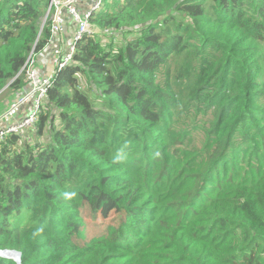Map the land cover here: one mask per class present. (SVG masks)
<instances>
[{
	"label": "trees",
	"instance_id": "1",
	"mask_svg": "<svg viewBox=\"0 0 264 264\" xmlns=\"http://www.w3.org/2000/svg\"><path fill=\"white\" fill-rule=\"evenodd\" d=\"M49 4L0 0V109L32 89L30 55L39 81L56 71L36 125L0 140V250L21 264H264V0H103L100 32L60 70ZM85 208L121 218L88 234Z\"/></svg>",
	"mask_w": 264,
	"mask_h": 264
},
{
	"label": "built area",
	"instance_id": "2",
	"mask_svg": "<svg viewBox=\"0 0 264 264\" xmlns=\"http://www.w3.org/2000/svg\"><path fill=\"white\" fill-rule=\"evenodd\" d=\"M103 0H50L47 10V21L52 22L53 38L59 35H64L66 32L67 22L74 21L78 28L71 35L70 41L63 39L62 42L56 43L51 49L54 52V65L63 68L69 63L77 49V42L84 35H92L99 33L100 30L96 25L90 22V18L97 11ZM65 38V37H64ZM53 43V39H52ZM52 43L50 45H52ZM35 62V57L30 55L27 60V77L32 84V89L24 96H21L17 101L13 102L5 110L0 109V140L7 134L17 133L24 127L35 126L39 113L41 112V99L48 92V87L52 82V78L56 71L50 76L44 77L42 81L37 78V71L31 66ZM32 100L34 102V110L31 111L23 120L12 122V119L20 112L21 108Z\"/></svg>",
	"mask_w": 264,
	"mask_h": 264
},
{
	"label": "rangeland",
	"instance_id": "3",
	"mask_svg": "<svg viewBox=\"0 0 264 264\" xmlns=\"http://www.w3.org/2000/svg\"><path fill=\"white\" fill-rule=\"evenodd\" d=\"M44 18V17H43ZM103 34V33H100ZM69 40V38H67ZM8 88V87H7ZM12 92L10 90H5L1 95H0V107L1 104L3 103V100L9 98L12 96ZM84 216H85V227L88 232V234H93V233H104L107 226L110 224L117 225V223L120 221L121 216H116L112 217L109 220H103V219H95L90 216L88 213V210L85 208L83 210Z\"/></svg>",
	"mask_w": 264,
	"mask_h": 264
},
{
	"label": "crops",
	"instance_id": "4",
	"mask_svg": "<svg viewBox=\"0 0 264 264\" xmlns=\"http://www.w3.org/2000/svg\"><path fill=\"white\" fill-rule=\"evenodd\" d=\"M67 33V32H66ZM68 34V36H69V41H70V39H71V35L72 34H70V33H67ZM65 37V38H64ZM67 36H65V35H60L59 37H55V39H54V41H53V43H52V45H50L49 46V49L50 48H52L57 42L58 43H60V42H62L63 41V39H66L67 40ZM38 60L39 61H41V63H40V65H41V68H42V71L43 72H46V69L47 70H49L50 69V65H49V63H48V60H47V57H46V55L45 54H40L39 56H38Z\"/></svg>",
	"mask_w": 264,
	"mask_h": 264
},
{
	"label": "water",
	"instance_id": "5",
	"mask_svg": "<svg viewBox=\"0 0 264 264\" xmlns=\"http://www.w3.org/2000/svg\"><path fill=\"white\" fill-rule=\"evenodd\" d=\"M47 21V12L45 14L43 23H42V28L44 26V24ZM11 83H9L4 89H6ZM3 89V90H4ZM0 255L3 257H7V258H11L13 260H15L18 264H21V252L16 251V250H0Z\"/></svg>",
	"mask_w": 264,
	"mask_h": 264
}]
</instances>
